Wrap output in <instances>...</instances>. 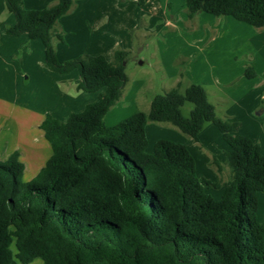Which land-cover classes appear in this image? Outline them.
Masks as SVG:
<instances>
[{"label":"trees","instance_id":"trees-1","mask_svg":"<svg viewBox=\"0 0 264 264\" xmlns=\"http://www.w3.org/2000/svg\"><path fill=\"white\" fill-rule=\"evenodd\" d=\"M74 1L27 8L24 0H4L16 17L7 33L40 39L49 70H78L77 89L99 95L65 121L45 115L39 127L52 153L31 180L18 151L0 159V264H264L260 143L218 116L197 83L182 91L178 82L155 95L148 112L109 125L106 115L128 80V52L60 61L58 23ZM185 8L189 18L206 12L264 27V0H185ZM149 121L170 122L195 140L206 122L219 128L232 176L219 199L185 144L161 138L149 150Z\"/></svg>","mask_w":264,"mask_h":264},{"label":"rangeland","instance_id":"rangeland-1","mask_svg":"<svg viewBox=\"0 0 264 264\" xmlns=\"http://www.w3.org/2000/svg\"><path fill=\"white\" fill-rule=\"evenodd\" d=\"M42 1L43 5H50L47 4L49 3L47 0ZM163 1L166 2V0ZM173 1V10L179 8V2L185 4V0ZM77 2H80L84 8L90 7L91 4L92 7L96 6L101 10V18H104V15L109 13L110 7H115L117 2L125 3L126 6L118 9L117 16L112 15L111 33L116 32L118 41H121L120 39L125 41L128 36L133 49L131 54L129 53L126 64L128 80L120 100L106 115V118L109 119L108 124H115L137 111L148 112L155 95L170 90L181 81L182 91L191 83L205 87L210 102L215 105L217 115L222 118H232L230 116L232 114L227 111V108L233 106L232 113L242 120L243 130L247 131L246 134L253 132L256 127V124L253 126V118L258 121V126L260 125L264 129V112H262L264 109V27H253L239 21L237 22L240 25L232 27L226 24L224 16L208 13L206 14L214 18V24L211 23L212 27L206 22H202V25L199 26L198 18L190 20L185 8L186 19L182 21L180 28L167 22L168 20H159V17L149 28L147 22L149 15L142 12L141 4H138L136 0H75L74 4ZM181 13L183 14V11H180V15L173 12L174 15L177 14L178 20H181ZM7 14L10 12L6 9L0 19H5ZM162 17L161 14L160 18ZM166 17L175 22L168 9ZM76 18L78 20V17ZM107 20L108 17L102 22ZM218 24L220 25L219 30H223L222 27L227 25L226 36H219L221 42L218 41L210 46L212 36L219 31H216ZM75 25H78L77 21ZM58 27L60 28L59 23ZM206 29H208V33ZM194 31L198 36L196 42L198 43L197 50L201 53L199 58L204 60L205 70L204 76L196 78L197 80L191 75H185L184 72L187 69V56L184 53L189 52L188 45L194 44L193 42L196 40ZM188 37L189 40H187ZM36 42H38L36 46L33 44L0 46V147L7 151L15 149L19 152L20 159L26 166L24 174L26 180H31L34 177L39 167L45 164L52 153L49 142L42 137V131L38 128L40 119L46 112L55 113L62 103L66 108L70 105V110L79 109L73 98L68 100L60 91L59 87H66L67 82L60 81L61 75L45 66L43 43L40 39H36ZM71 44L70 40L67 43L55 42L60 61H64V57L71 59L82 55L79 54L80 50L77 47L82 46H76V44L71 46ZM202 49H204L203 53ZM165 51L170 56L174 54L171 66L164 63L163 53ZM215 56L224 57V61H215L217 63L212 66V57L215 58ZM229 63L230 65H228ZM240 70L243 72L239 76ZM221 72L225 74L223 75L226 77L225 80L221 77L217 80ZM253 72L254 75L249 76ZM242 76H245L247 81L257 82L252 86L253 90L259 92L258 104L255 108H253L255 103L253 104L252 101L247 102L248 105L243 102L237 104L227 96L231 86L238 87L242 84ZM71 77L68 81L70 96L76 92L73 86L75 80ZM250 105H252L251 108ZM192 108L193 104L186 102L182 108L184 115H189ZM146 132L151 151L155 142L161 138L185 144L195 159L198 176L211 183L208 190L213 197L216 199L221 197L225 186L231 183L232 176L231 168L225 162L229 146L214 123H205L199 133L198 140L185 134L170 122L149 121ZM253 137H255L254 139L258 138L254 135ZM20 147L26 149L24 155L20 151ZM219 165L221 169H219ZM259 200L258 216L260 220H263L264 192L259 193ZM36 263L37 261H34L30 264Z\"/></svg>","mask_w":264,"mask_h":264},{"label":"crops","instance_id":"crops-1","mask_svg":"<svg viewBox=\"0 0 264 264\" xmlns=\"http://www.w3.org/2000/svg\"><path fill=\"white\" fill-rule=\"evenodd\" d=\"M138 4H141V9L142 12L148 13L149 18L147 20L148 22V26L149 28L152 27V25L154 24L155 20H157V18L159 17V20H163L167 22L173 24L175 27H179L180 25L183 23L182 21H185L186 16L184 15V9H185V4H183L182 2H179V8L173 10L174 6H173V0H166V2H164L163 0H136ZM47 4H54L57 2V0H47ZM24 4L25 7L27 8H42L43 6V1L42 0H24ZM115 7H110L109 13L104 15V18H101V10H99L96 6L92 7V4L90 7L88 8H84L83 6H81L80 2H77V4H74L72 9L70 10V12L63 16L60 20H59V25H60V30L64 33V42L63 43H67L68 40H70V42L72 43L71 46L75 45H80L82 47H79V54H102L105 55L108 59H112L114 52L119 49V47L121 46L120 49L125 50L128 52V56L131 54V50L133 49V45H131V40L128 36H126L125 41L124 39H120L121 41H118V39L116 38V32L111 33V17L112 15H118L119 14V10L118 9H122L123 6H125V3H120L117 2L115 3ZM126 7V6H125ZM167 9L172 13L173 19L175 20L172 21L170 20V18L166 17L167 15ZM127 10V8H126ZM6 11V6H5V2L4 0H0V16ZM180 11H183V14L181 13L182 17L181 20H178L177 18V14L180 15ZM173 12L177 13L176 15L173 14ZM162 14V18H160V15ZM210 14V13H208ZM208 14H206V12H201L196 14L193 18H190V20L196 19L198 18V22H199V26L202 25V22H206L208 25H212L214 24V18H212V16H209ZM109 15V16H108ZM178 15V16H179ZM78 17V20L77 18ZM107 21H103V19L107 18ZM221 17V16H220ZM231 16H224L223 19H225V22L228 26H237L240 25L239 22H237L238 20H236L235 18L231 17ZM167 18V19H166ZM76 21L78 22V25L76 24ZM187 21V20H186ZM219 21V20H218ZM16 22V17L13 13L7 14L6 18L1 20L0 19V46H19L20 44H26V45H38L36 42V39H31L27 34H22L19 36H12L9 35L7 33V28L14 25ZM160 22V21H159ZM245 23V22H243ZM211 25V27H212ZM226 25V26H227ZM249 25V24H248ZM216 31L219 30V24L216 25ZM223 26L222 28H224L223 30H219L217 34L212 36V43L210 46H212L213 44H216L220 39L219 36L221 37H225L226 33H225V29L227 30L228 27ZM116 30V29H115ZM206 32L208 33V29H206ZM230 32V30H229ZM111 33V34H110ZM113 34V35H112ZM194 39H196L198 36L196 34V31H194ZM223 34V35H222ZM219 37V38H218ZM223 39V38H222ZM189 40V37L188 39ZM196 40H194V44H189L188 46V51H186V53H184L187 56V62H186V66L187 69L184 71L185 75L189 76L191 75L192 78H194L195 80H197L196 78H201L204 76V60L200 59V54L197 50V45L198 43L196 42ZM221 42V41H219ZM59 46V45H58ZM82 48V49H80ZM167 51V50H166ZM163 53L164 54V63H166V65L171 66L172 62H173V56L168 55V52ZM183 52V51H182ZM201 52H204V49L201 50ZM130 53V54H129ZM57 55H58V51H57ZM68 57H64L63 60H66ZM163 60V59H162ZM221 60L224 61V57L221 56H215L212 57V62L211 65L213 66V64L219 62ZM217 61V62H215ZM143 63V62H142ZM230 65V63L228 64ZM171 68V67H170ZM175 71H177L176 69H173ZM243 70V69H242ZM242 70H240L238 72L239 76L242 75ZM54 72V71H53ZM57 73V72H56ZM61 76V80L63 82H67L66 83V87L60 88V91L62 92V94L69 100V99H74L78 108L79 109H71L73 111H71L69 109V106L64 107V103H62V105H60V107H58L54 112H46L44 114V116L40 119L39 123H38V128L40 129V124L42 122V120L44 119L45 115L47 113H51L52 115H54L55 117L59 118L60 120H67L68 117L70 116V114L72 112H76V111H81L84 109V107L89 103L94 101L99 93H90V92H86V91H82V90H78L77 89V84L80 81V75H79V71L78 70H73L71 72L68 73H59ZM223 75H225L224 73L221 72V75L219 74V76L217 77V80L219 79H224L226 77H223ZM72 76V77H71ZM70 77L72 79H74L75 81L74 83V87H75V93L73 92L72 96H70L68 89H69V83L68 81H70ZM221 77V78H220ZM242 80H241V85H239L238 87L235 86H231V88H229V91L227 92V96L235 101L237 104H239L240 102H243V104H247V102H253V104L255 103V106L253 108H255L258 104V99H259V92H256V90L252 89V86H254L257 82H250L247 81L245 79V76H242ZM181 82V81H180ZM58 88V90H59ZM205 88V87H204ZM71 91V90H70ZM264 96V95H263ZM209 98V97H208ZM252 104V105H253ZM248 105V104H247ZM250 105V108L251 106ZM232 107L230 106L229 108H227V111L230 112L232 115H230L234 120H236L238 122V133L243 134L245 136H248L250 138H252L253 140L257 141L260 143L261 147H262V151L264 153V145H263V140H264V129H262V127L259 125L258 126V121L254 119V124L256 127L258 126V128L255 127V129L253 130V132H251L250 134L244 131V125L242 123V120H239V117H237V115H234L232 112ZM66 110V111H65ZM264 112V109L263 111ZM56 114V115H55ZM249 117V118H250ZM62 118H66V119H62ZM109 119L106 118L107 123ZM112 125V124H109ZM42 131V130H41ZM42 137L43 136V131H42ZM254 136H258L257 139H254ZM0 159L1 160H6L8 159V157L10 156V154L12 152L15 151V149L13 150H8L7 149H3V147H0ZM21 148V147H20ZM20 151H22L23 155L26 153V149L21 148ZM22 155V156H23ZM21 156V158H23ZM43 165H41L39 167V169L42 167ZM38 169V171H39ZM37 171V172H38ZM36 172V173H37ZM35 173V174H36ZM259 208H260V200H259ZM259 210V209H258Z\"/></svg>","mask_w":264,"mask_h":264}]
</instances>
